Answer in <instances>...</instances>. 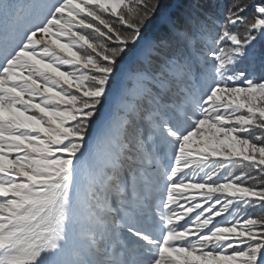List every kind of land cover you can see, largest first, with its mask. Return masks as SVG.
Instances as JSON below:
<instances>
[{"label":"snow or ice","instance_id":"1","mask_svg":"<svg viewBox=\"0 0 264 264\" xmlns=\"http://www.w3.org/2000/svg\"><path fill=\"white\" fill-rule=\"evenodd\" d=\"M0 264H264V0H0Z\"/></svg>","mask_w":264,"mask_h":264},{"label":"trees","instance_id":"2","mask_svg":"<svg viewBox=\"0 0 264 264\" xmlns=\"http://www.w3.org/2000/svg\"><path fill=\"white\" fill-rule=\"evenodd\" d=\"M126 3H132V1H130V0H126ZM225 3H227V0H225ZM134 6V5H133ZM106 18H108V17H106ZM109 19H111V18H109ZM118 28H119V25L117 24L116 25ZM121 31H124L125 29H120Z\"/></svg>","mask_w":264,"mask_h":264},{"label":"rangeland","instance_id":"3","mask_svg":"<svg viewBox=\"0 0 264 264\" xmlns=\"http://www.w3.org/2000/svg\"><path fill=\"white\" fill-rule=\"evenodd\" d=\"M130 1H132V0H130Z\"/></svg>","mask_w":264,"mask_h":264}]
</instances>
